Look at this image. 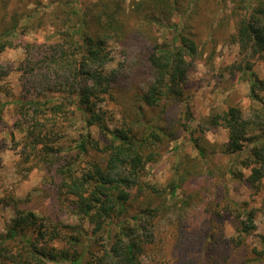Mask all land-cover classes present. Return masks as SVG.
Returning <instances> with one entry per match:
<instances>
[{"label": "trees", "instance_id": "1", "mask_svg": "<svg viewBox=\"0 0 264 264\" xmlns=\"http://www.w3.org/2000/svg\"><path fill=\"white\" fill-rule=\"evenodd\" d=\"M47 29L54 39L25 37ZM224 46L236 58L214 72ZM10 49L23 52L17 65L1 59ZM258 62L264 0H0V82L17 71L21 86L0 95V131L12 105L19 164L44 172L50 197L36 214L6 192L0 264H264L255 209L228 198L246 185L263 193L264 211ZM200 67L241 73L249 106H213L193 125ZM221 129L226 140L211 141ZM182 136L194 152L182 149L158 182Z\"/></svg>", "mask_w": 264, "mask_h": 264}, {"label": "rangeland", "instance_id": "2", "mask_svg": "<svg viewBox=\"0 0 264 264\" xmlns=\"http://www.w3.org/2000/svg\"><path fill=\"white\" fill-rule=\"evenodd\" d=\"M28 40H51L55 38L50 29L30 31L25 36ZM220 54L216 61V68L214 72H217L219 65H224L232 62L236 58L237 48L234 46L219 47ZM23 58V52L21 50L10 49L1 54L3 61H9L13 64ZM255 69L264 76V65L257 63ZM194 78L197 81L198 89L195 91L193 104L195 110V117L193 125L196 124L198 118L207 112L210 108L216 106L223 109L227 104H236L243 107H247L250 104V98L248 95V80L243 78L241 73H237L230 76L228 80L217 78V75H212L211 72L206 71L203 67L194 74ZM219 80H222L219 82ZM1 85L5 90L2 92L1 100L6 101L11 98L8 92L18 94L20 90V78L19 72H11L9 75L1 79ZM11 106H6L3 116L6 125L2 126L0 131V143L3 140V144H0V234L5 232L12 217L13 209L7 205L4 201L6 192H11L16 199L21 200V207H27L36 214H40L43 211L49 212L50 197L45 190V174L39 168H27L19 164V139L22 136V132L19 129H14L12 126L13 119L11 117ZM10 108V109H9ZM74 135H77L81 128L82 121L75 123ZM3 125V123H2ZM208 137L211 141H224L226 140V131L221 129L212 133H208ZM185 136H182L179 140L171 143V149L165 153L158 166V170L155 172L154 178L158 182H165L168 176L171 174V170L174 167L176 156L182 149L188 152H194V149L190 142H184ZM180 147V145H182ZM175 145H179L180 149H176ZM247 172V171H246ZM262 195L263 193H253V190L246 185H240L238 189H234L232 185L228 188V198L236 201L240 204H244L247 209H255V221L256 232L264 233V211L262 207ZM67 222H77L76 217L71 215H65L63 217ZM87 228V226H86ZM226 230L228 233H233V226L228 222Z\"/></svg>", "mask_w": 264, "mask_h": 264}]
</instances>
